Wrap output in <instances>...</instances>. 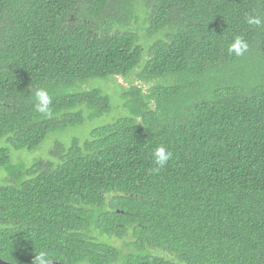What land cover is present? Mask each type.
I'll return each instance as SVG.
<instances>
[{"label": "trees", "instance_id": "1", "mask_svg": "<svg viewBox=\"0 0 264 264\" xmlns=\"http://www.w3.org/2000/svg\"><path fill=\"white\" fill-rule=\"evenodd\" d=\"M237 36L264 58V0H0V168L15 169L0 185V259L264 264V66L238 69ZM143 57L139 78L174 85L125 93V116L47 161L13 160L10 148L34 151L109 113L111 99L86 86L131 75ZM219 74L209 94L171 108ZM38 87L50 116L35 109ZM159 145L172 158L153 172Z\"/></svg>", "mask_w": 264, "mask_h": 264}, {"label": "rangeland", "instance_id": "2", "mask_svg": "<svg viewBox=\"0 0 264 264\" xmlns=\"http://www.w3.org/2000/svg\"><path fill=\"white\" fill-rule=\"evenodd\" d=\"M141 22L142 26L144 25L143 22V16L139 19V27L141 28ZM119 26L115 25L114 28H118ZM144 31L137 30V35L139 39V44L148 46L149 42L144 37L145 35ZM261 55H258L257 52L253 48H248L247 51L239 58L238 61V69L244 65L248 64L251 66L252 61L259 62L262 66H264V58H258ZM264 57V56H263ZM145 58L143 57L140 64L136 67L135 71L128 76H122V77H112V78H106V79H97L91 82L89 85L86 86V89L90 88H100L104 95H107L111 99V111L107 113L103 117H99L95 120H92L89 115H87L86 120L84 123L77 127H70L64 130L63 132L59 133H50L46 139L40 144V146L34 150V151H27V150H14L10 148L9 153L13 154V160L15 162H26V164L30 165L35 161H47L50 159V152L56 147V146H69L74 140H77L78 142H82L85 139L89 137L90 132L96 128L100 127L106 124H109L116 120L117 118L121 116H125L127 114L126 108L123 107V100L121 99L122 96L125 93H129L131 91L138 90L139 94L141 96L147 97L151 95L154 91L165 89L168 87H172L175 83L174 79L172 78H164L159 79L157 81H149L145 82V78H139L140 71L139 68H141L144 64ZM255 74L258 73V71H254ZM219 77H225L224 74H219V76L212 79L214 81V84H210L209 81L208 84L204 85H196L191 89V91L188 93L186 97H183L181 99H185L184 102H180L178 100H181L180 98L178 100H173L172 107L175 108L178 106V104H188L192 101L199 100L201 97H203L205 94H209L210 90L212 88L218 86V84H221L223 81ZM235 77H229L226 76V79L230 82ZM144 80V81H143ZM237 79V77L233 80V82ZM246 80H249L246 78ZM189 100V101H188ZM150 106L152 109L156 110V107L158 108V104L156 101L152 100L150 101ZM6 142L3 138L0 139V146H5ZM21 156V157H20ZM15 165V164H14ZM15 168L19 169L18 166ZM14 168H11L9 165L5 167L0 168V185L6 183L7 181H11V178L9 177V172L14 171ZM13 181V180H12Z\"/></svg>", "mask_w": 264, "mask_h": 264}, {"label": "clouds", "instance_id": "3", "mask_svg": "<svg viewBox=\"0 0 264 264\" xmlns=\"http://www.w3.org/2000/svg\"><path fill=\"white\" fill-rule=\"evenodd\" d=\"M249 25H259L260 19L255 16H249L246 21ZM248 49V43L237 36L233 39L232 43L228 46V52L236 57L242 56ZM33 96L35 100V109L42 115L50 116L51 110L50 105L52 103L51 97L48 91L42 87H38L33 90ZM139 124V123H137ZM172 158V153L168 148L163 145L155 147L152 151V161L155 167L152 168L153 172H159L162 168L167 165L169 160ZM32 264H52V260L48 253L40 251L34 256Z\"/></svg>", "mask_w": 264, "mask_h": 264}, {"label": "water", "instance_id": "4", "mask_svg": "<svg viewBox=\"0 0 264 264\" xmlns=\"http://www.w3.org/2000/svg\"><path fill=\"white\" fill-rule=\"evenodd\" d=\"M0 264H11V263L5 262V261L0 259ZM52 264H64V263L52 262Z\"/></svg>", "mask_w": 264, "mask_h": 264}]
</instances>
